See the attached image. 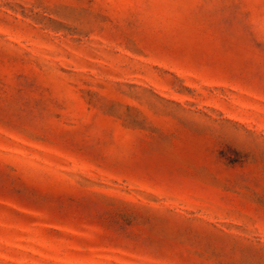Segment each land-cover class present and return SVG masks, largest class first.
I'll list each match as a JSON object with an SVG mask.
<instances>
[{
  "label": "rangeland",
  "instance_id": "374dc122",
  "mask_svg": "<svg viewBox=\"0 0 264 264\" xmlns=\"http://www.w3.org/2000/svg\"><path fill=\"white\" fill-rule=\"evenodd\" d=\"M0 264H264V0H0Z\"/></svg>",
  "mask_w": 264,
  "mask_h": 264
}]
</instances>
